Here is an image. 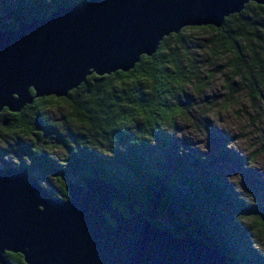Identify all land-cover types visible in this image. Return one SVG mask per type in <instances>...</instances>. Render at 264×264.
Wrapping results in <instances>:
<instances>
[{
    "label": "trees",
    "instance_id": "trees-1",
    "mask_svg": "<svg viewBox=\"0 0 264 264\" xmlns=\"http://www.w3.org/2000/svg\"><path fill=\"white\" fill-rule=\"evenodd\" d=\"M82 1L0 0V29L16 28L21 20ZM195 30L210 32L206 47L211 59L227 57L223 69L229 90L238 80L236 85L246 87L252 97H264V5L249 2L240 13L226 17L220 28L189 26L164 37L154 54L142 56L128 72L92 74L66 97L34 99L19 112L21 118L10 121L11 133L17 150L31 155L30 164L47 170L63 185L66 199L68 181L83 184V177H100L160 229L177 237L188 232L222 252L231 264H264L251 234L235 222L237 213L257 211L228 182L210 174L200 156L189 153L180 158L178 146L170 145L164 131L180 114L184 87L200 82L199 70L190 65L191 36L185 34ZM55 105L64 107V121L73 122L77 131L56 129L46 115ZM25 136L32 139L31 150L21 143ZM47 140L65 151L64 164L40 147ZM256 215V226L264 233L263 214ZM5 257L11 264H25L19 253L6 252Z\"/></svg>",
    "mask_w": 264,
    "mask_h": 264
},
{
    "label": "water",
    "instance_id": "water-1",
    "mask_svg": "<svg viewBox=\"0 0 264 264\" xmlns=\"http://www.w3.org/2000/svg\"><path fill=\"white\" fill-rule=\"evenodd\" d=\"M264 0H83L0 29V111L36 98L66 97L88 76L133 69L164 37L184 27L220 28ZM5 123V122H4ZM68 198L47 192L22 167H0V264H231L191 234L150 223L106 180L67 182Z\"/></svg>",
    "mask_w": 264,
    "mask_h": 264
},
{
    "label": "rangeland",
    "instance_id": "rangeland-1",
    "mask_svg": "<svg viewBox=\"0 0 264 264\" xmlns=\"http://www.w3.org/2000/svg\"><path fill=\"white\" fill-rule=\"evenodd\" d=\"M10 22L7 16L2 17ZM204 30L186 31L189 40L191 64L199 70L200 82L187 84L178 102L180 114L165 126L170 145H177L176 153L182 158L193 153L205 160V169L219 179L228 182L257 212L235 215V222L251 234L264 256V233L256 226L257 215L264 217V97H252L241 85L226 86L227 74L224 59L209 57L206 45L212 36ZM63 106H52L46 115L58 131H77L73 122L66 123ZM52 160L64 164L65 151L52 142L40 143ZM154 151L160 155V150ZM21 158L28 162L23 155ZM161 156V155H160ZM5 160L15 164L14 158ZM1 166V165H0ZM35 178L47 191L60 196L62 185L56 178L44 172H35ZM73 179V176L70 175Z\"/></svg>",
    "mask_w": 264,
    "mask_h": 264
},
{
    "label": "flooded vegetation",
    "instance_id": "flooded-vegetation-1",
    "mask_svg": "<svg viewBox=\"0 0 264 264\" xmlns=\"http://www.w3.org/2000/svg\"><path fill=\"white\" fill-rule=\"evenodd\" d=\"M18 114L19 113L10 112L6 108H3L0 111V165H1L0 167L3 168L8 166H14L18 168L24 167L27 169L28 174L29 173L35 174V172H44L47 174V176L49 175L53 178H56L51 173H48L47 170L46 171L43 170V168H41L40 166L33 167V165L30 164L31 155H29L28 152L17 150L18 143L15 139L16 135L14 133H11V127L9 126V123L12 119L16 117L21 118L22 115L17 116ZM31 140H32L31 137H27V136L21 138L22 141L21 143L25 146L27 150L32 149ZM20 155H23L28 162L26 161L24 162V160L21 158ZM7 157L14 158L15 164H11L7 162V160H5ZM60 193L61 194L59 197L61 199H66L65 198L66 195H64L65 192L63 191V185L61 187ZM67 197H68V192H67Z\"/></svg>",
    "mask_w": 264,
    "mask_h": 264
},
{
    "label": "clouds",
    "instance_id": "clouds-1",
    "mask_svg": "<svg viewBox=\"0 0 264 264\" xmlns=\"http://www.w3.org/2000/svg\"><path fill=\"white\" fill-rule=\"evenodd\" d=\"M257 247H260V245H257Z\"/></svg>",
    "mask_w": 264,
    "mask_h": 264
}]
</instances>
